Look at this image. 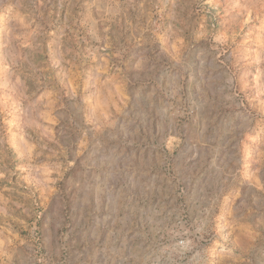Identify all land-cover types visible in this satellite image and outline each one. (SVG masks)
Segmentation results:
<instances>
[{
    "label": "rangeland",
    "instance_id": "obj_1",
    "mask_svg": "<svg viewBox=\"0 0 264 264\" xmlns=\"http://www.w3.org/2000/svg\"><path fill=\"white\" fill-rule=\"evenodd\" d=\"M0 264H264V0H0Z\"/></svg>",
    "mask_w": 264,
    "mask_h": 264
}]
</instances>
